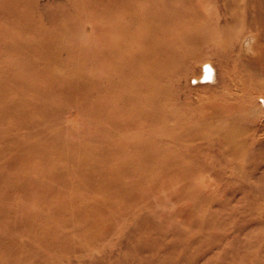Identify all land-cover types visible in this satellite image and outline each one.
Returning a JSON list of instances; mask_svg holds the SVG:
<instances>
[{
  "label": "rangeland",
  "instance_id": "1",
  "mask_svg": "<svg viewBox=\"0 0 264 264\" xmlns=\"http://www.w3.org/2000/svg\"><path fill=\"white\" fill-rule=\"evenodd\" d=\"M10 1L0 264H264V0Z\"/></svg>",
  "mask_w": 264,
  "mask_h": 264
},
{
  "label": "bare ground",
  "instance_id": "2",
  "mask_svg": "<svg viewBox=\"0 0 264 264\" xmlns=\"http://www.w3.org/2000/svg\"><path fill=\"white\" fill-rule=\"evenodd\" d=\"M4 3H5L6 8H10V4L12 2L10 0H4ZM118 7L120 8V6H118ZM123 8H124V11H125V12H122V13H124V16L127 15V14H130L131 10H133V8H131V5H129V4L128 5H124ZM126 11H127V13H126ZM15 13L17 15V11ZM115 13H116V15H119V11H115ZM124 16H123V19L115 18L114 37H113V42H112V46H111L112 47V51H113L112 57H113V61H114L112 63L115 64V73L118 74V77L120 79H121V73L119 72L120 71L119 70V66L117 65L118 60H119V62H121V61H123V60L128 58V61H130V59L132 57L130 52L127 54L124 50L121 49L122 46L119 45V39H120L119 37H120L121 32H122L121 30L125 29V27H128V21L124 20ZM125 34H126V32H125ZM129 39H130V37L128 38V40ZM199 40H201V39L195 38L194 41L198 42ZM189 42H192V41H187L186 43H189ZM186 43H185V45H186ZM168 57H169V54L166 53L164 58L167 60ZM211 64L212 63H209V62L203 63V66H202V69H201V74L198 77L195 78V83H210V82H212L214 69H213V66ZM159 67L161 68V66H159ZM162 68H165V67H162ZM117 69H118V71H117ZM124 71L128 73L130 71V66H125L124 67ZM111 86L116 87V85L114 83L111 84ZM133 99H134V92H132V95L130 97V100H133ZM149 107H150V105L146 106L145 108L150 110ZM145 112H147V111H145V109H144V113Z\"/></svg>",
  "mask_w": 264,
  "mask_h": 264
}]
</instances>
